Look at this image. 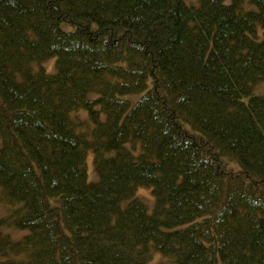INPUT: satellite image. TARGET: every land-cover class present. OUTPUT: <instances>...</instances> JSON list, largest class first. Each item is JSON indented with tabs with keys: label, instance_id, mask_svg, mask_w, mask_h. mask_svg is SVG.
Returning a JSON list of instances; mask_svg holds the SVG:
<instances>
[{
	"label": "trees",
	"instance_id": "trees-1",
	"mask_svg": "<svg viewBox=\"0 0 264 264\" xmlns=\"http://www.w3.org/2000/svg\"><path fill=\"white\" fill-rule=\"evenodd\" d=\"M261 34L264 0H0V264H264Z\"/></svg>",
	"mask_w": 264,
	"mask_h": 264
},
{
	"label": "rangeland",
	"instance_id": "rangeland-1",
	"mask_svg": "<svg viewBox=\"0 0 264 264\" xmlns=\"http://www.w3.org/2000/svg\"><path fill=\"white\" fill-rule=\"evenodd\" d=\"M186 1H187V3H197V0H186ZM63 28L69 29V28H71V26L68 24H63ZM263 37H264V34H261V38H263ZM56 63H57V57L54 56V57H51V58L45 60L40 65H36V67L42 66L48 74H53L57 71ZM263 93H264V81H262V83L257 85L254 89V94H256V95H260ZM141 94L142 93L131 94V95H126L125 97L128 98L132 104H134L140 98ZM245 100H247V98H245ZM84 115H85V113H83V116ZM93 158H94L93 153L88 152L87 157H86V169H87L89 181H96L98 179V175H97L95 168H94ZM138 196H142L143 198H145V200L147 201V205H148L150 210L153 208L154 195H153L151 187H140L138 190ZM6 214H7V209H6L5 205H3L0 202V218ZM19 233L23 234L24 231H19L17 233V235L15 234L14 236H18ZM163 258H165L163 256V254L156 253L149 264H162ZM218 264H223V263L219 262Z\"/></svg>",
	"mask_w": 264,
	"mask_h": 264
}]
</instances>
